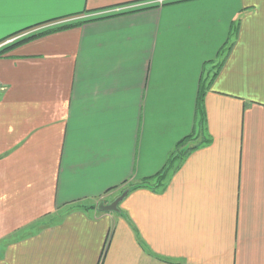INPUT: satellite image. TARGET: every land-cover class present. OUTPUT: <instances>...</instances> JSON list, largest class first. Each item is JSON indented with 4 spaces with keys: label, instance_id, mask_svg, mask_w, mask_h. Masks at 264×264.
<instances>
[{
    "label": "crops",
    "instance_id": "1",
    "mask_svg": "<svg viewBox=\"0 0 264 264\" xmlns=\"http://www.w3.org/2000/svg\"><path fill=\"white\" fill-rule=\"evenodd\" d=\"M152 1L0 0V264H264V0Z\"/></svg>",
    "mask_w": 264,
    "mask_h": 264
},
{
    "label": "trees",
    "instance_id": "2",
    "mask_svg": "<svg viewBox=\"0 0 264 264\" xmlns=\"http://www.w3.org/2000/svg\"><path fill=\"white\" fill-rule=\"evenodd\" d=\"M14 44H12L11 46H13ZM196 111H197L198 118H199V124L201 125L203 124L202 122H205L204 108H203V103L201 101H198ZM191 137H192V134L184 137L182 140H180L177 143L175 150L172 153H170L165 165L162 167L160 171H158L157 173L151 176L144 178L139 184L129 187V190H133L136 188H150L152 190H162L166 186V183L170 175L179 168V163L181 159L183 158V156L190 150L197 147L195 145L193 147H190L184 150L183 152L179 151V147L183 145L184 142L189 140Z\"/></svg>",
    "mask_w": 264,
    "mask_h": 264
},
{
    "label": "snow or ice",
    "instance_id": "3",
    "mask_svg": "<svg viewBox=\"0 0 264 264\" xmlns=\"http://www.w3.org/2000/svg\"><path fill=\"white\" fill-rule=\"evenodd\" d=\"M41 2L42 0H13L15 6L21 10H30Z\"/></svg>",
    "mask_w": 264,
    "mask_h": 264
},
{
    "label": "water",
    "instance_id": "4",
    "mask_svg": "<svg viewBox=\"0 0 264 264\" xmlns=\"http://www.w3.org/2000/svg\"><path fill=\"white\" fill-rule=\"evenodd\" d=\"M125 193L126 192H124L122 196H124ZM121 197L116 199V200H114L112 203L107 204V205H104L103 203H99L98 204V209H100L102 211H113V210H116L117 209V204H118L119 200L121 199Z\"/></svg>",
    "mask_w": 264,
    "mask_h": 264
},
{
    "label": "built area",
    "instance_id": "5",
    "mask_svg": "<svg viewBox=\"0 0 264 264\" xmlns=\"http://www.w3.org/2000/svg\"><path fill=\"white\" fill-rule=\"evenodd\" d=\"M163 1L164 0H153L152 2L160 4ZM14 39H15V37H11V38L0 41V51L5 45L11 43Z\"/></svg>",
    "mask_w": 264,
    "mask_h": 264
}]
</instances>
